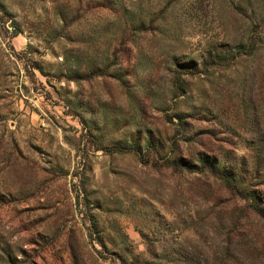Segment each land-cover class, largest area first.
Segmentation results:
<instances>
[{
	"label": "rangeland",
	"instance_id": "obj_1",
	"mask_svg": "<svg viewBox=\"0 0 264 264\" xmlns=\"http://www.w3.org/2000/svg\"><path fill=\"white\" fill-rule=\"evenodd\" d=\"M130 142L264 196V0H0V264H264L247 200Z\"/></svg>",
	"mask_w": 264,
	"mask_h": 264
},
{
	"label": "trees",
	"instance_id": "obj_2",
	"mask_svg": "<svg viewBox=\"0 0 264 264\" xmlns=\"http://www.w3.org/2000/svg\"><path fill=\"white\" fill-rule=\"evenodd\" d=\"M251 46L252 44H249V49ZM246 47L247 45L245 46L239 44L235 47V51H245ZM64 76L69 79H77L83 75H80L79 73H65ZM170 146L166 150H161L157 145L150 142H145L143 145L130 142L128 144L113 143L110 144L109 147L103 145L102 148L108 152L131 151L143 162L148 161V156L153 154V160L156 164L171 165L173 168H183L186 170L207 169L212 174L216 175L229 191L236 193L239 197L247 200L250 209L264 219V196L262 195L261 191L258 190V187L254 185V183H250L251 178L255 176L254 173L248 177L250 180L247 181L245 178L242 179L229 166H226L224 161L218 159L216 155H210V153H201L198 158V162L195 163L188 161L183 157H173L170 154L172 151Z\"/></svg>",
	"mask_w": 264,
	"mask_h": 264
}]
</instances>
